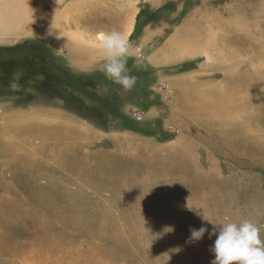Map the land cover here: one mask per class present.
I'll return each mask as SVG.
<instances>
[{
  "label": "rangeland",
  "instance_id": "1",
  "mask_svg": "<svg viewBox=\"0 0 264 264\" xmlns=\"http://www.w3.org/2000/svg\"><path fill=\"white\" fill-rule=\"evenodd\" d=\"M4 1L11 12L5 21L13 30L31 1ZM85 1L88 8L82 2L71 5L68 34L55 35L70 46L0 27V103H53L84 123L83 129L71 132L57 125L51 136L37 120L34 126L13 121L0 126V233L14 241L10 250L1 249L0 263L211 264L219 223L252 219L264 236V155L236 154L223 139L213 136V143L202 128L180 125L186 119L174 103L182 86L172 83L193 75L208 89V104L215 102L222 93V71L232 57L241 59L244 46L252 55L264 56V48L254 45L264 46V11L252 14L254 0ZM231 7L244 10V17L251 15L245 19L251 24L255 20L258 31L241 41L230 35L225 44L219 25L230 19ZM78 9L85 17L86 10L98 9L91 22L98 26L72 16ZM204 11L211 18L202 31L208 37L180 43L178 32L189 33L192 27L185 25L200 21ZM113 30L132 44L127 66L137 82L130 92L100 71L103 51L97 36ZM187 45L194 51L181 53ZM69 48L73 63L87 59L91 65L83 69L70 64ZM170 52L177 55L166 58ZM254 97L251 93L250 99ZM253 104L246 115L250 121L253 116L262 120L256 124L253 119L249 130L261 137L264 106ZM180 142L188 151L170 149ZM235 146L244 149L242 142ZM201 227L207 229L203 238L191 240L190 229ZM72 245L92 251V257L75 255Z\"/></svg>",
  "mask_w": 264,
  "mask_h": 264
},
{
  "label": "bare ground",
  "instance_id": "2",
  "mask_svg": "<svg viewBox=\"0 0 264 264\" xmlns=\"http://www.w3.org/2000/svg\"><path fill=\"white\" fill-rule=\"evenodd\" d=\"M30 1L31 2L28 3V5H26L24 9L25 11L20 16L24 20L20 23H17L16 24L17 26L14 27V29L12 30L11 27H9L10 25H12V23L5 21V19L7 20L11 19V12L6 7L7 1L0 0L1 29L2 30L4 29L5 31L10 29L12 30L11 33L16 32V34H20V35L22 33L39 34L42 37L48 38L49 41L52 43H56V44L58 43L61 45L64 44L66 46H70L69 44H66V41L58 40V39H63L62 37L56 38V36H58L59 34L61 36H64L68 34L70 28H72L71 22H69V10L71 8V5L78 4L80 6L81 2L83 5V3L87 1L78 0V3H74V2L67 3V0H30ZM64 2L68 4L66 5V7L61 6V4ZM89 2L95 4L97 3L96 0H91ZM251 6H254L252 10V14L255 15V17L257 15L263 14L264 0H254ZM83 7L88 8V4L87 5L84 4ZM86 11L88 12L86 17L82 9H78L75 13L72 14V16L76 15L80 21H82L83 19V21L87 22L88 24L90 25L92 24L91 26L93 27L98 26L96 24L91 23L96 20V18L93 17V14H97L98 16V9H95L93 11L91 10H86ZM230 11H231L230 19L228 18V20L220 21V25H219L222 26V29L219 30L223 32L221 37L223 43L225 44L228 43L227 37H230V35L237 36V40L241 41V36H244L245 38L249 39L252 34L258 31L255 20H253V24L249 23L246 20V19H250L251 15L248 14L244 17L243 16L244 10L236 11V7H231ZM77 14H81V16ZM209 14L210 13H207V11H204L203 13H200V15H198L201 16L199 18L200 21H193V24L191 23L186 24L185 27H188L190 25L192 29L189 33L178 32V36H181L183 38V41L180 40V43H185L186 45L191 42V41L187 42V40L189 39L194 40L196 38L197 41L204 39L206 35L204 36L202 31L204 30V28L206 29L208 27L205 24L208 23V21L205 20L211 19L209 17L210 16ZM76 16L75 18L77 20ZM181 29H183V26L181 27ZM192 30L194 32L191 34ZM195 30H199V31H195ZM100 34H98L97 38L99 37ZM255 38H259V37H255ZM260 39L261 38H259V40ZM231 42L233 45L238 44L234 42V40H232ZM253 42H256V40ZM254 45L258 46L259 51H261L264 48V46H261L260 43L258 44L254 43ZM186 47L187 48H183L182 50H180V52L190 53L194 51L190 46L187 45ZM243 48L245 50V53L244 55H242L241 59L239 55L238 58L232 57L230 62H228L229 64H227L228 68L222 71L223 73L222 79L220 80L221 86L218 89V93L219 92L222 93L218 97V99L215 100V102L212 101L211 104H208V98L207 96H205L206 95L205 93L209 92L208 89L205 86H202V84H198L196 79L193 77V75H189L179 79L177 78L173 79L172 83H175L177 86H182L180 88L181 92L179 93L180 99L179 98L177 99V101L174 103V107L178 110V112H180L185 117L186 123H181V121H179V124L184 126L185 128L190 130L191 126L194 125L198 126L197 128L199 130L203 129L204 131H206V137L208 138L212 137L214 139L213 143H217L216 139L213 137L216 136L220 139H223L225 145H228V148H230L236 154L243 155L245 153L255 158H262V156H259V154L264 155V136L262 135L261 137L258 136L256 131H253V135H252V131L249 130L250 124L252 126L251 121L253 119H257L256 124H261L259 122L262 120V117L253 116V119H251L250 121L249 115L247 116L245 112H247L248 109H251L252 111L253 107L256 106V104H253L255 103V101L256 102L259 101L260 104L264 106V95H262V92H264V56L252 55L250 47L244 46ZM201 49H203L204 53H206V57L208 59H211L212 54H210V50L208 48H205V46L204 48L201 47ZM197 51L198 50H196V52ZM198 52L200 53L202 51H198ZM233 52L236 51L234 50ZM174 55H177V53H173L171 55L170 52L168 53L166 58H169V56L171 58ZM217 55H219V51H217ZM73 59L76 60L75 57H73ZM256 67L258 68V70H256ZM210 70H212V68H210ZM208 74H210L209 71ZM251 93L256 95V97H254L255 101L250 99ZM199 127L202 129H200ZM193 136L198 137V135H193ZM213 139H210L208 141L210 142ZM181 142L179 146L173 145L174 147L172 146L170 147V149L173 148L175 149V151L178 150V152L188 151L187 147L181 146ZM236 142H242L244 149H240L239 147H236L235 146ZM167 150L168 152H170L169 148ZM215 171L216 169L212 168V173L214 175H217ZM12 243H14L13 240L7 241L5 235L3 233H0V251L2 248L5 249L7 248L8 250H10V246ZM72 248L74 249L73 245L71 249ZM74 250H75L74 254L77 256L82 254L87 256L85 257L86 260L92 257L91 255L92 251L87 250V248L83 250V249H78V246H76ZM99 255L103 256L102 253ZM102 259H106V258L104 257ZM41 263H46V262L41 261ZM57 263L62 264L60 261H58ZM0 264H5V262ZM46 264H53V263H46Z\"/></svg>",
  "mask_w": 264,
  "mask_h": 264
},
{
  "label": "clouds",
  "instance_id": "3",
  "mask_svg": "<svg viewBox=\"0 0 264 264\" xmlns=\"http://www.w3.org/2000/svg\"><path fill=\"white\" fill-rule=\"evenodd\" d=\"M99 48L103 51V64L100 71L113 83L120 85L125 92L134 89L137 78L130 74L127 61L132 44L127 35L120 31L103 32L99 35ZM43 79V77H40ZM17 88V85H13ZM191 208V207H190ZM204 219L213 223L204 216ZM219 234L211 249L215 259L211 264H264V236L261 226L252 219L239 222L219 223ZM170 229H167L168 231ZM207 231L205 227L190 229V239L199 241Z\"/></svg>",
  "mask_w": 264,
  "mask_h": 264
},
{
  "label": "crops",
  "instance_id": "4",
  "mask_svg": "<svg viewBox=\"0 0 264 264\" xmlns=\"http://www.w3.org/2000/svg\"><path fill=\"white\" fill-rule=\"evenodd\" d=\"M67 51V59L69 63L74 65L75 67L84 69V67H88L91 65V62L87 59L86 61H81L80 64L73 63L70 58H68L70 53L69 51H71L72 53L73 51L70 48ZM82 54L80 55L81 57H88L82 56ZM0 107V126L5 125L9 121L25 122L27 124H30L31 126H34L33 123L37 120L40 128H42L43 133L51 136L53 131L52 129L56 128L57 125L64 129H67L69 132H71V129L72 131L76 130V128L83 129L84 125L83 122H80L78 120L74 121L73 116H68L69 112H66L64 108L58 109L57 106L53 103H50L49 106L40 107L38 106V104L9 105L7 104V101H2V103H0Z\"/></svg>",
  "mask_w": 264,
  "mask_h": 264
},
{
  "label": "built area",
  "instance_id": "5",
  "mask_svg": "<svg viewBox=\"0 0 264 264\" xmlns=\"http://www.w3.org/2000/svg\"><path fill=\"white\" fill-rule=\"evenodd\" d=\"M0 114H1V108H0Z\"/></svg>",
  "mask_w": 264,
  "mask_h": 264
}]
</instances>
